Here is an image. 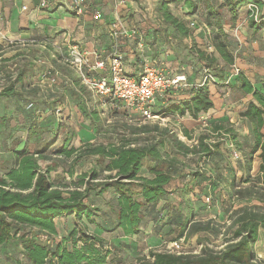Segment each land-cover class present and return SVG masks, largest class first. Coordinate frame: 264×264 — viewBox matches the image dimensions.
Wrapping results in <instances>:
<instances>
[{"label":"trees","instance_id":"obj_1","mask_svg":"<svg viewBox=\"0 0 264 264\" xmlns=\"http://www.w3.org/2000/svg\"><path fill=\"white\" fill-rule=\"evenodd\" d=\"M171 3L184 5L187 14L194 16L201 4L205 12L202 25L206 28L213 27L210 41L217 55L199 48L190 49L187 55L193 64L191 61L189 63L194 67L198 65L199 70L204 68L211 71L212 77L223 81L225 70L220 67L219 60L232 66L235 57L229 49L231 43L219 19V10L211 0H158V12L166 23L165 29L168 26L173 30L174 36L182 39L192 37V32L183 19L171 12ZM249 3L257 6L260 19L259 24H256L251 17L250 26L253 29L264 28V12L261 14L263 0H221L220 7H226L231 26H235L238 9ZM0 49L2 50L1 45ZM3 54L0 52V62L12 60L16 62V66L13 71L6 69L4 75L0 76V102L16 97L21 102L32 103L24 94L26 82L35 73L33 65L30 64V53L16 51L10 57H3ZM141 57H145L144 54ZM148 58L149 61L144 60L143 65L147 63L153 66L156 59ZM236 74V88L243 96H250L240 116L250 123L253 138L251 148L244 153L242 161H237L236 167L228 156L221 154L223 152L220 147L225 142L224 139L211 143V135L205 133L198 136L196 144L188 145L172 129L157 124L138 128L123 125L122 130L115 132L113 136L108 135L103 142L96 145L87 142L82 148L70 145L72 133L70 135L68 131V136L53 151L57 159L47 154L48 148L54 145L53 140L34 153L28 151L27 139L35 135L33 132L23 141L21 148L11 151L12 165L0 178V247L7 246L10 239L19 236L22 259H16L15 264H107L111 251L102 234L112 230H119L127 238L141 234L140 226L146 210H155L160 202L168 203L171 181L177 176L189 175L190 180L179 189L188 214L183 223L175 225V229H178L176 237L181 239L185 235H196L209 229L201 222L190 223L192 210L189 208L190 196L197 197L202 184L208 182L226 193L231 207L228 215V230L231 235L224 249L212 251L203 246L200 254H177L151 249L147 255H139L134 262L119 264H264V259L261 261L256 256L257 249L260 248L264 254V93L242 71ZM70 77L75 91L81 94L80 103L83 106L86 101L85 93L90 90L72 71ZM30 92L35 94L36 90L30 89ZM167 100L157 113L151 109L152 113L160 116H189L196 120L201 113L207 112L214 105L207 82L192 85L187 97ZM86 116L92 128L99 132L97 112L87 110ZM210 129L212 133L224 134L225 140L227 138L237 151H242L237 133L232 127L214 122ZM181 131L191 139L187 129L182 128ZM140 134L144 135L141 139L130 138ZM258 151L260 161L257 174L251 176L253 155ZM218 155L221 159L216 160ZM84 157L94 158V166L89 173L76 175L77 181L69 184L52 182L50 174L53 172H61L63 176L72 178L75 174V163ZM223 157L227 159L225 168L231 171L230 178L223 175L220 168ZM195 158L197 161L204 159V163H211L212 168L209 171L190 169L184 173L189 166L186 160L193 161ZM70 159V164L65 162ZM48 161L50 164L46 163L42 168L41 162ZM145 166L149 176L141 175ZM236 171H239L240 177ZM105 172L107 175L104 179L96 181ZM90 181L96 182L90 184ZM91 191L94 195H91ZM107 192H112L115 199L113 203L106 204L109 207L105 213L108 217L101 224L96 218L98 212H104L100 200ZM168 209H163L165 213L161 215L159 228L174 224V220L166 213ZM67 216L74 218L75 227L67 236L58 238L55 219ZM90 227L100 233L91 231ZM23 228L34 230L37 235H45L50 244L38 241L35 236L27 238L25 233L20 235ZM175 229L169 227L167 236L173 235Z\"/></svg>","mask_w":264,"mask_h":264},{"label":"rangeland","instance_id":"obj_2","mask_svg":"<svg viewBox=\"0 0 264 264\" xmlns=\"http://www.w3.org/2000/svg\"><path fill=\"white\" fill-rule=\"evenodd\" d=\"M211 1L216 9L219 10V19H221L223 29L229 37L231 43L229 49L235 57L234 64L232 66H227L222 60H219L220 67L225 70V78L223 81L218 80L216 77H212V72L209 70L204 68L199 70L198 65H196L195 68L191 67L190 71L197 72H194L189 79H186V85L182 84V81H179L177 84L164 91L156 93L154 101L151 104L152 111L157 113L168 101L167 99L174 100L176 98L182 99L187 97V92L192 85L207 82L210 96L214 104L213 108L205 113H201L198 119L194 120L189 116L179 117L176 114L173 116L168 115L167 117L159 115L158 118L143 119L139 113L121 101L113 97H99L88 90V92L85 93L86 101H84L82 106L80 101L73 99L76 91L74 90L75 92L72 93L69 88H67L68 82H66V79L60 77V79L57 80L60 76L58 73L56 74L52 71L51 77H55L54 82L48 79H46L45 82L41 81V74L50 68L40 70L43 68L42 64L39 68H35L37 65L34 63V52L37 54L39 49L42 51V55L46 54L45 50L39 46L41 45L39 43L44 41L45 31L52 29L46 24L48 23V19H46L47 14L45 12L41 13V11L47 9V7L38 8V0H36L34 4L28 5L27 9H23L22 0H0L4 8H10L9 16L7 10L0 12V45L2 48L0 52L4 53L3 57H10L16 51L30 53L32 57H29L30 64L33 65L34 69L37 71L25 84L26 92L24 94L32 103L28 101L21 102L18 98L11 100L7 99L6 101L0 102V178L4 176L5 171L12 165L11 151L20 148L23 141L33 132H35V135L27 139L28 151L34 153V150L41 149L46 143L53 140L54 145L48 148L47 154L53 156V159H57L53 151L61 144L63 138L68 136V131L70 135L72 133L70 145L76 148H82L87 142L93 145L103 142L108 135L113 136L115 132L122 130L123 125H129L132 128H138L142 125L151 126L154 124L160 127H169L177 134L180 140L186 142L188 145L196 144L199 135L209 133L212 137L209 141L211 143L223 141L224 139L225 142L220 147L223 152L221 154H224L226 157L228 156L233 166L236 167L237 161L243 160L244 153L246 154L249 151L253 143L251 134L252 127L247 120L240 116V112L244 109L245 103L250 96H243L236 88L238 86L236 71H242L254 86L264 93V28L259 27L253 29L250 26L249 19L251 16L245 6L238 9L237 23L235 26H231L228 10L225 6L220 7L221 0ZM134 2H136L137 5L138 12L136 13H139L138 18H136L137 14L135 12H128L127 6L130 3L129 0H81L82 11L79 14L76 13L74 8L70 7L69 0H64L63 4L64 7L69 5L70 13L73 16L83 17L88 14L90 17L88 21L92 26L94 25L93 27H97L96 29L100 31H106L107 38L110 41V47H113L116 53L123 51L122 48L128 44L130 45V41L131 43L133 42L131 47L132 52L136 55L138 53L140 55V50L138 49L143 48L145 57H153L156 59V64L154 65L157 67L155 68L161 73L165 71H183L182 65L184 62L185 65H187L188 59H190L187 55V51L190 49L195 50L199 48L217 55L210 41V34L213 27L207 26L208 30L203 27L204 29L201 31L190 28L192 37L182 39L179 36H174V34H172L173 30L168 26L165 29L166 23L158 12V0H134ZM169 8L174 15L183 19L187 25L190 21H194L197 27L203 26L205 12L201 4L195 11V16L188 15L187 8L181 4L175 5L171 3L169 4ZM263 12L264 9H262L261 14ZM61 13L63 14L65 12ZM96 13H99V17H95ZM57 15L58 14H56L55 17ZM71 19L72 16L66 14V22L63 20L62 23L68 27ZM253 19L256 24H259V16L257 18L253 17ZM130 21H133L135 24L131 25L129 23ZM139 21H144L146 25L138 27ZM10 24H13L12 30L9 27ZM110 27L116 29L118 36L111 37L109 35ZM20 30L29 31V35L18 38L17 33ZM6 31L8 32L6 33ZM13 33L17 39L16 37L13 38ZM60 34L61 32L55 33V35ZM74 34L75 33H73V35ZM69 38L68 45H78L79 42L75 39V35ZM4 41L6 43H4ZM138 44H141V48H139ZM80 48L83 50V47ZM174 48H176L174 51L175 55L173 56V58L176 59L174 61L175 63H170L169 68H167V66H162V56L166 52L167 56L169 54L172 55V49ZM178 61L179 66L176 65V68L175 64ZM55 64L59 66L61 71H68L69 73L72 71L77 78L79 77L74 69L68 67L69 65L66 66L64 63L60 64L58 62ZM15 66L16 62L12 60L9 62H0V76L4 75L6 69L13 71ZM164 74L171 76V72ZM30 89L36 90V93H31ZM47 102H49L50 105ZM87 110L97 112L100 124L99 132L95 131L89 124L90 121L86 116ZM214 122H221L225 124V127H232L236 131L242 151H237L235 145L227 138L225 140L224 134L217 133V135L211 132L210 128ZM182 128L189 131L191 139L184 136L181 131ZM262 132L264 133V129ZM143 137L144 135L141 134L130 136L131 139H141ZM234 151L238 154L236 158L233 156ZM258 155L259 151L253 155L250 172L251 176L257 174L260 161ZM71 159L65 162L70 164ZM219 159H221L220 155L216 157V160ZM186 161L189 166L185 168L184 173L190 171V169L209 171L210 167L212 168L211 163H204V159L197 161L195 158L193 161ZM46 163L50 164V161L41 162L42 168L45 167ZM226 163L227 159L223 157V159L220 160V168L223 175L230 178L231 171L225 168ZM93 166L94 158L84 157L75 163V174L72 178L63 176L61 172H53L50 174V179L54 184H69L72 181H77L76 175L83 172L89 173ZM236 172L237 176L240 177L241 174L239 171ZM106 175V172L101 173L96 181L104 179ZM141 175L149 176L146 166L143 168ZM189 180V175L177 176L176 179L171 182V186L174 187V190H171L170 195L167 196L168 203L160 202L155 210L151 208L146 210L145 217L140 226L141 230H143V228L145 229L143 230V238L140 237L141 234L126 238L123 237L121 233L119 234V232H114L113 230L107 233L104 239L108 249L111 251V254L108 256L107 264L134 262L139 255H142V253L145 255L151 249L155 251H165V246L174 239L180 241L181 253L200 254V250L203 246L212 251H221L224 249L231 235V231L228 230V215L231 211V207L226 193L220 190L219 187H213L208 182L202 184L197 197L195 195L190 196L191 204L189 208L192 210L190 223L201 222L204 226L209 227V229L201 231L196 235H185L181 239L176 237L178 229H175V225L183 223V219H185L188 214L185 208L184 198L180 197L179 189ZM96 181H90V184H94ZM175 191L178 193L174 194ZM91 195H94L93 191H91ZM114 199L113 193L107 192L103 195V199L100 200V203L109 205L114 202ZM235 206L236 203H234L233 207ZM164 207L169 208L166 213L174 220V224L159 228L160 226L158 223H161V215L165 213L163 210ZM114 217L113 215V218ZM190 223L187 226H189ZM73 227H75L73 218L60 220L58 223L60 233H62L63 230L67 233L68 230ZM157 227L160 233H158ZM169 227L175 229V233L171 236H167ZM23 233L27 235V238L35 236L38 241L45 243V236L42 234H35L36 232L34 230L23 228L20 231V235ZM159 236L163 238L159 239ZM149 237L158 238V243L149 244ZM21 250L22 245L19 236H14V238L9 240L7 246L0 247V263L15 264L16 259H22ZM256 256L263 261V253L261 254L258 252Z\"/></svg>","mask_w":264,"mask_h":264},{"label":"crops","instance_id":"obj_3","mask_svg":"<svg viewBox=\"0 0 264 264\" xmlns=\"http://www.w3.org/2000/svg\"><path fill=\"white\" fill-rule=\"evenodd\" d=\"M63 1L64 0H57V1L50 0L49 4L47 5V9L41 11V13L45 12L47 14L46 19H48V21H47L48 23H46V24L48 26H50V28H52V29L45 31L44 41H41V43H39V44H41L39 46H41L45 50L46 54L42 55V51L38 49V51H37L38 55L36 54V52H34V54H35L34 63L37 65V67H35V68H39L40 65L42 64L43 68L40 70H45L47 68H51V71H54L56 74L58 73L60 76L57 78V80H59L60 77L65 78L66 82H68L67 88H69V90L73 93V92H75L74 91L75 89H74L73 83L71 82L70 73L68 71H61L59 66L57 64H55L56 62H58L60 64L64 63L66 66H68L67 63H65V58H66V55L69 52L70 48L72 47V46L67 44V43H69V40H70L69 37H74V35H75V39L79 42L77 46L83 47V50H85L89 53L97 52L101 56L107 57L108 55L116 53V51L113 49V47H110L111 45H110L109 39L107 38L106 31H104V30L100 31L99 29L97 30L96 29L97 27H93L94 25L92 26V24L88 21L90 19L88 14L84 15L83 17L82 16L81 17L73 16L70 13L69 5H67V7H64ZM129 2L130 3L127 6L128 12L129 11H130L129 13L138 12L136 2H134V0H129ZM22 3H23V5H26V9H27V6L30 4L36 3V0H34V1L33 0H22ZM131 4H133V5H131ZM39 7L40 6L38 5V8ZM4 10H7V12H8L7 14L9 16L10 8L9 7L4 8L2 6V4L0 3V12L4 11ZM61 12H65L66 14H69L72 16V19L69 22L68 27H66L62 23L63 20L66 22V14L65 13L62 14ZM88 13H90V12H88ZM56 14H58V15L55 17ZM136 14H137L136 18H138L139 13H136ZM4 15H5V13H4ZM89 15H91V14H89ZM132 22L133 21H130L129 23L131 25H134L135 23L134 22L132 23ZM140 22L141 21H139V24L137 25L138 27L146 25L144 21H142L141 23ZM9 27L12 30L13 24H10ZM46 29H48V28H46ZM7 32L8 31H6V33ZM57 32H61V34L55 35V33H57ZM73 33H75V34L73 35ZM25 34H26V36L29 35V31L20 30L17 33L18 38L25 37L24 36ZM12 35L14 36L13 38L16 37L14 35V33ZM16 39H17V37H16ZM16 39H14V40H16ZM71 40H73V39H71ZM4 43H6V42L4 41ZM132 45H133V42L131 43V41H130V45L128 44L127 46H124L122 48L123 51H120V53L124 57L126 72H128L129 74H133V75L138 76V74L140 72H142L141 70L143 69V61L144 60L149 61V58L148 57L140 58L144 54L143 48L138 49V50H140L139 51L140 55H139V53L137 55L135 53H133L132 48H131ZM138 46H139V48H141V44H138ZM175 49L176 48L172 49V55L169 54L167 56V52H166L162 56V60H163V61L161 60V63L163 64L162 66H167V68H169L170 63H172V62H173V64L175 63L174 61L176 59L173 58V56L175 55V52H174ZM13 52H15V51H13ZM39 54H40V57H39ZM189 61H190V59H188L187 65H185V62L182 65L183 71H165L164 73L171 72V76H168L166 74L169 78H174L177 76L184 77V80H182V84L186 85V83H185L186 79L187 78L189 79L191 74H194V71H190L191 67L195 68L191 63H189ZM176 65L179 66V61L176 62V64H175V67L177 68ZM153 67L155 68L157 66L154 65V63H153ZM34 71H35V73L37 72L36 69H34ZM14 98H16V97H11V98H9V100L14 99ZM73 99H76V101L77 100L81 101V94L79 92H76L73 96ZM67 102H68V100H67ZM47 103L49 104V102H47ZM167 116L168 115H165L164 117H167ZM171 116H173V115H171ZM22 146H23V144L21 145V147ZM34 151H36V150H34ZM30 153H32V152H30ZM172 181H174V180H172ZM169 189H170V191L174 190V187L171 186V183H170ZM177 193H178L177 191L174 192V194H177ZM104 204L100 203V206L103 207L104 212H98V217L96 218V221L100 222L101 224L105 223L106 219L108 217V216H106L107 214H105V213H106L107 209H109V207H108V205H104ZM68 218L72 219L73 217L67 216V217H59V218L55 219L58 238L67 236L68 233L74 228L73 227V228L69 229L67 233L65 230H63L62 233L59 232L58 223L60 222V220H64V219L68 220ZM154 226H156V225H154ZM89 229L91 231H96L98 234L100 233L99 230L93 229L91 227ZM143 230H145V229L143 228ZM143 230H141V236H140L141 238H143V236H144ZM116 231L119 232V234H120L119 230H115L114 232H116ZM157 231H158V233H160L159 230H157ZM106 235H107V233L102 234V236L104 238H106L105 237ZM123 237H126V236H123ZM160 238H163V237L159 236V239ZM148 243L149 244L150 243L156 244V243H158V238H156V239L150 238ZM153 246H155V245H153ZM257 250L259 253L262 254V248L257 249ZM142 255H144V254L142 253ZM145 255H147V254H145ZM0 260H1V258H0Z\"/></svg>","mask_w":264,"mask_h":264},{"label":"built area","instance_id":"obj_4","mask_svg":"<svg viewBox=\"0 0 264 264\" xmlns=\"http://www.w3.org/2000/svg\"><path fill=\"white\" fill-rule=\"evenodd\" d=\"M38 2L40 7H47L50 0H38ZM69 5L76 10L77 14L82 11L81 0H69ZM245 7H247L252 18L258 17V8L255 4L249 3ZM23 9H26V5H23ZM95 17H99V13H96ZM188 27L199 31L204 28L208 30L205 25L197 27L194 21H190ZM109 35L111 37L118 36L116 29L110 27ZM65 61L69 67L76 71L81 83L88 90L99 97H113L121 101L139 113L143 119L159 117L151 111V104L156 93L162 92L184 80V77L181 76L169 78L166 74L159 72L158 69L147 63L143 65L142 72L138 76L131 75L125 72L122 54L114 53L104 57L97 52L89 53L82 50L77 45L70 48ZM51 75V68L47 69L41 74V81L45 82L48 79L54 82L55 77H51ZM233 156L236 158L238 156L237 152L234 151ZM45 238V243L50 244L46 236ZM165 248V251L170 253H181L180 241L169 242Z\"/></svg>","mask_w":264,"mask_h":264}]
</instances>
